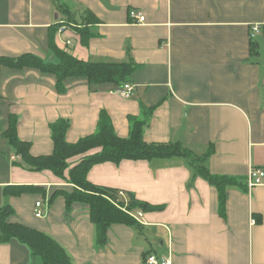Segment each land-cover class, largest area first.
Returning a JSON list of instances; mask_svg holds the SVG:
<instances>
[{
  "label": "crops",
  "instance_id": "0c3cea01",
  "mask_svg": "<svg viewBox=\"0 0 264 264\" xmlns=\"http://www.w3.org/2000/svg\"><path fill=\"white\" fill-rule=\"evenodd\" d=\"M57 3L77 25L85 10L99 20L87 44L74 28L59 31V25L57 47L84 61L133 62L132 95L80 78L67 79L59 92L52 75L2 68L1 128L15 116L30 153L49 155L51 123L66 119L65 139L73 143L96 132L104 110L121 138L137 119L145 123L147 143L178 141L196 156L212 148L206 169L239 184L226 187L220 201L216 188L179 156L95 164L87 173L91 183L163 206L142 212L137 228L111 225L98 248L85 205L66 210L62 196L48 203L55 189L70 184L48 170L12 164L19 160L11 159L0 128V209L11 206V220L52 236L72 264H145L147 254L169 255L171 264H264V179L244 189L251 168L264 170V0H0V56L33 53L56 61L48 43L65 18ZM131 10L144 20L135 22ZM255 25L259 32L251 37ZM81 158H70L69 168ZM16 185L41 190L5 194ZM37 201L43 217L34 215ZM37 258L17 240L0 243V264H41Z\"/></svg>",
  "mask_w": 264,
  "mask_h": 264
},
{
  "label": "trees",
  "instance_id": "16d2710c",
  "mask_svg": "<svg viewBox=\"0 0 264 264\" xmlns=\"http://www.w3.org/2000/svg\"><path fill=\"white\" fill-rule=\"evenodd\" d=\"M57 7L65 18L51 29L48 43L49 52L56 61H49L33 53H24L17 57L0 56V72L2 68L18 71L34 69L43 75H52L59 92L65 91L64 82L72 78L85 79L90 86L108 83L121 87L124 83L131 82L135 70L133 62L84 61L57 47L53 36L59 25L74 28L80 34L81 42L87 44L91 36L90 26L99 22L89 10H85L82 22L77 25L74 14L68 7L60 3H57ZM16 124V117L10 116L5 128H1L0 125L1 136L19 160L13 161L12 164L23 166L30 171L48 170L56 177L66 180L70 187L55 189L48 203H51L56 196H62L66 210L71 209L74 203L85 205L95 228V244L98 248L105 245L107 231L111 225L124 224L137 228L140 223L131 215L132 213L161 210L163 206L151 205L136 199L131 193L91 183L87 179V173L95 164L107 161L118 163L124 159L151 160L179 156L191 165L193 175L201 176L216 188L220 201L224 199L226 187L239 184L238 179L234 177L214 175L206 169L204 161L212 153V148L203 155L196 156L178 141L147 143L143 138L145 123L137 119L131 121L129 136L121 138L115 133L111 120L104 110L100 111L96 132L73 143L65 139L69 126L66 119H58L51 123L53 150L49 155H32L29 151L30 143L18 137ZM93 149L99 150L87 154ZM79 155H82L80 161L69 168L68 160ZM246 187L244 185L245 190ZM39 190L41 189L34 185H16L6 187L5 194L20 195ZM13 214V208L9 205L0 209V243L13 239L19 241L27 246L32 256L40 259L41 264H72L69 254L58 241L45 232L11 220Z\"/></svg>",
  "mask_w": 264,
  "mask_h": 264
},
{
  "label": "built area",
  "instance_id": "2783aa9c",
  "mask_svg": "<svg viewBox=\"0 0 264 264\" xmlns=\"http://www.w3.org/2000/svg\"><path fill=\"white\" fill-rule=\"evenodd\" d=\"M130 16L134 19L135 22H142L144 17L139 11H130ZM66 28L65 25H61L59 27V31H64ZM259 32V27L257 25L252 27L251 37L255 36ZM133 85L130 82L124 83L121 87L118 88L117 92L124 98H128L132 95ZM11 159H18L17 156L12 155ZM264 179V170L259 168H251L248 177H247V187L251 189L254 186L261 185ZM34 215L36 217H43L44 209L43 203L41 201H37L34 207ZM137 221L142 215L141 211H137L131 214ZM140 222V221H139ZM254 223V221H252ZM145 264H171V258L169 255H155L149 254L146 256L144 260Z\"/></svg>",
  "mask_w": 264,
  "mask_h": 264
},
{
  "label": "rangeland",
  "instance_id": "374dc122",
  "mask_svg": "<svg viewBox=\"0 0 264 264\" xmlns=\"http://www.w3.org/2000/svg\"><path fill=\"white\" fill-rule=\"evenodd\" d=\"M47 60H49V59H47ZM37 259H39V258H37Z\"/></svg>",
  "mask_w": 264,
  "mask_h": 264
}]
</instances>
